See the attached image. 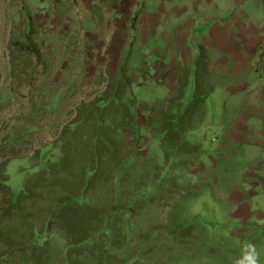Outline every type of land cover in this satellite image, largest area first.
I'll return each mask as SVG.
<instances>
[{"label": "rangeland", "instance_id": "374dc122", "mask_svg": "<svg viewBox=\"0 0 264 264\" xmlns=\"http://www.w3.org/2000/svg\"><path fill=\"white\" fill-rule=\"evenodd\" d=\"M88 6L87 0H0V180H6L0 183V221L6 232H21L14 238L0 233V264H25L27 252L14 251L13 245L27 244L30 228L44 234L47 248L26 264H67L65 246L82 233L73 226L80 214L71 212L49 225V212L63 198L79 193V174L91 156L87 142L94 114L88 106L116 90L124 106L132 103L138 127L137 137L129 135L130 125L108 134L116 133L112 156L116 152L117 160L130 161L123 195L128 199L115 213L109 189L94 190L90 198L98 214H116L119 221L124 217L123 232L132 237L118 258L139 252L141 264H264L262 192L247 198L251 189L246 188L244 158L226 157L221 149L234 116L212 89L202 109L194 111L198 76L209 70L214 39L203 38L204 30L197 32L199 44H189L195 55L186 83L180 79L177 89L167 92L150 68L151 52L166 63L161 53L175 48L161 39L169 32L161 24L171 13H159L153 35L145 38L135 19L86 11ZM102 14L104 23L89 22ZM110 16L117 19L116 26L107 24ZM143 22L149 30V16ZM179 92L184 99L174 104L181 106L175 120L185 127L173 124L176 142L169 143L155 119L160 120L163 106L174 103ZM87 116L91 120L85 128L75 124ZM69 138L76 140L74 152L66 145ZM63 148L74 158L71 174L38 177L61 162ZM107 149L111 156L114 147ZM68 160L62 167L71 166ZM32 184L35 190L30 191ZM137 186L142 193L130 198ZM10 190L15 198L28 190L32 200L13 209ZM77 264L92 263L82 258Z\"/></svg>", "mask_w": 264, "mask_h": 264}, {"label": "crops", "instance_id": "0c3cea01", "mask_svg": "<svg viewBox=\"0 0 264 264\" xmlns=\"http://www.w3.org/2000/svg\"><path fill=\"white\" fill-rule=\"evenodd\" d=\"M87 4L91 6L86 11L116 13L129 20L137 16L135 28L145 38L153 35L159 13H171L161 24L169 31L161 39L175 48L161 53L166 63L158 61V52H151L150 68L152 77L164 81L167 92L177 89L180 79L186 83L195 55L189 44H199L197 32L204 30L203 38L214 39L215 47L208 50L209 91L217 93L234 116L230 130L223 133L221 149L226 157L244 158L246 188L252 190L247 198H257L260 189L264 199V0H87ZM147 16L149 30L143 22ZM89 22L104 23V14ZM117 22L110 16L107 24L113 27Z\"/></svg>", "mask_w": 264, "mask_h": 264}, {"label": "trees", "instance_id": "16d2710c", "mask_svg": "<svg viewBox=\"0 0 264 264\" xmlns=\"http://www.w3.org/2000/svg\"><path fill=\"white\" fill-rule=\"evenodd\" d=\"M134 19L136 20L137 16ZM122 71H125L124 67ZM199 74L201 75L198 76L197 87L193 95V99L199 100V103L194 111H196L198 108L202 109L205 102L204 96L207 97L211 91H209L211 83L210 76L206 69L204 68ZM123 81L126 82L127 80L123 79ZM126 93L127 91L125 90L124 95H126ZM119 96L120 93L116 90L115 93L109 94L104 98H101L99 101L94 102L91 106H88L92 111L91 115L94 114V119L91 126L92 132L90 131V137L87 142V145L90 147L91 156L88 159V165L79 174V193L72 197L70 196L67 199L63 198L53 208H51L49 212L52 213V216L49 214V225L50 223L57 220H65V216L71 212H77L75 217L80 214L73 226H76V229L79 231L81 230L82 233L74 240H71V243H68L65 246L68 253L67 264H77V261L82 258H84L87 262H91L92 264H141L139 252H133V254L129 255L125 260H120L117 256V252H127L128 245L130 244V239L132 237V235L130 236L128 233L123 232V215L119 221L116 214L114 216H102L98 214L99 212L92 210L94 207L91 204L92 202L90 198L91 192L94 190H102L105 188H107V190L109 189L110 191H108V194L111 197L109 204L112 203L114 205L113 212L115 213H118V210L123 205L124 199H128L123 195L126 192V187L128 186L125 174H127L129 169H126V165L129 164L130 161L129 158L124 159V161L117 160L119 159V156L116 154V152L112 156V153L117 150L115 146L117 142L114 138L116 133H114L112 137H110L108 134L112 133L114 127L116 129H120L130 125L128 126L131 128V130H129V135L137 137L138 127L137 118L131 109L132 103L129 102V105L124 106V104L120 102L121 100L119 99ZM183 96L184 92H179L176 97L177 100L174 103H170L167 108L164 107L165 105L163 106L160 111V120L158 121V116L157 120L155 119L156 122L162 124V131L166 132L167 137L170 138L169 143L171 141L172 143L176 142L175 140H172V138H175L174 133L176 132L173 124H176L178 127H185L183 124H181V122H177L175 120L180 115L181 106H178V108L176 107L177 109L174 107L175 103L179 104L182 102L184 99ZM109 107H115V109H113L112 112L107 115L106 110ZM194 115L195 113H193V116ZM90 117L91 116L84 117L85 121L82 120L83 122L79 121L75 124L79 126L80 123H82V128H85L91 120ZM106 123H108L107 126L105 125ZM110 128L112 130L110 133H108V129ZM123 132L127 131L124 130ZM150 134L152 133L150 132ZM178 136L179 135H177L176 139L180 138H178ZM72 141L71 138H69L66 142V145L69 150L74 152L76 151V144H74L76 140L74 139V143ZM108 142L111 145H107ZM111 146L114 147V150L110 151L111 156H109V150L107 147ZM61 152V162L59 164L55 163L48 167L43 171V173L39 174L38 177H53L56 174H59L60 176L64 171L66 174H71L70 170L73 166L74 158L73 156L72 158L68 157V155L72 154L67 155L65 148H63ZM68 158L70 159L71 166L68 168L62 167L69 163ZM119 168L121 170L124 168L125 169L122 173L118 174ZM3 181L6 182V180H0V183ZM125 183L127 184L126 187H124ZM34 186H36V184L31 185L30 191L35 190ZM141 189V187L137 186L130 198L142 193ZM30 191L25 190L16 198L13 196L11 190L9 191L10 205L13 207V209L19 210L22 208L23 204L26 203V199L32 200ZM55 196L56 195H54V197ZM134 204L132 207H135ZM125 205H129V203ZM94 212L96 214H94ZM99 221H101V226L98 227L97 222ZM2 227H4V224L0 221V233H6L13 238L18 237V234L21 233L20 231L17 233L9 231L6 232ZM28 233L29 235L27 244H22L16 241L13 245L14 251L27 252V259L24 261L25 264L27 260L34 259L33 256L37 255L36 253L40 251V249L47 248V245L42 244V241L44 240V234L37 233L33 228H30ZM149 244L150 242L146 246L148 247ZM151 246H153L152 241ZM37 264L43 263L38 262ZM142 264H144V262H142Z\"/></svg>", "mask_w": 264, "mask_h": 264}]
</instances>
